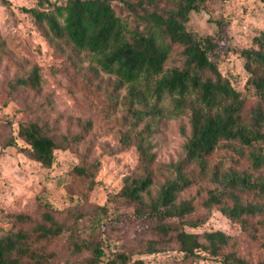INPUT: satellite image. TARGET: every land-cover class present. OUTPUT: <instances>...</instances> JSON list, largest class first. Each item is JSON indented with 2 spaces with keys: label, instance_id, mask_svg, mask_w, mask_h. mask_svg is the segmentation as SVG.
I'll list each match as a JSON object with an SVG mask.
<instances>
[{
  "label": "trees",
  "instance_id": "trees-1",
  "mask_svg": "<svg viewBox=\"0 0 264 264\" xmlns=\"http://www.w3.org/2000/svg\"><path fill=\"white\" fill-rule=\"evenodd\" d=\"M264 2V0H262ZM206 0H137L129 5L130 18L116 12L112 0H37L36 5L22 7L40 27L54 48L85 52L97 70L114 76V88L125 89L122 105L126 110L119 142L133 145L137 153L136 172L124 176L116 196L132 206V214L152 233L171 237L185 257L200 252L219 255L231 243L232 236L222 230L201 233L186 229L196 227L187 216L195 203L192 197L179 194L208 178L213 184L206 189L202 204L216 206L230 220L255 237L264 225V31L241 50L243 67L258 102L243 114L241 91L225 77L209 58L216 44L208 35L201 36L186 26L192 11L204 9ZM8 4V0H0ZM180 48L178 65L167 67L173 46ZM38 67L33 65L24 86L41 82ZM187 113L189 131L183 143L184 156L176 162L157 163L150 140L148 120L164 111ZM18 134L28 145V154L44 167L54 161V150L78 141L80 134L56 140L45 133L37 121L21 122ZM222 148L243 158L252 170H237L225 165V157L211 162ZM96 163V162H94ZM75 165L74 174L88 179L94 187V170ZM251 195V198L248 197ZM18 222L31 224L25 229L8 230L0 235V264H46L55 253L48 245L64 230V224L44 211L34 221L29 215L14 214ZM146 253L158 248L148 241ZM90 251L87 264H101L99 246L72 241V251ZM221 264H245L234 252H227ZM105 264H145L141 258L130 260L114 252ZM257 264H264V259Z\"/></svg>",
  "mask_w": 264,
  "mask_h": 264
},
{
  "label": "rangeland",
  "instance_id": "rangeland-1",
  "mask_svg": "<svg viewBox=\"0 0 264 264\" xmlns=\"http://www.w3.org/2000/svg\"><path fill=\"white\" fill-rule=\"evenodd\" d=\"M8 1L0 3V235L32 226L18 222L14 214H27L37 221L48 211L64 224V230L48 245L55 256L46 264H87L90 251L74 253V239L99 246L103 251L98 259L101 264L114 252L130 260L141 258L145 264H221L227 252H234L245 264L264 259V225L257 227L252 237L215 205L206 208L202 204L206 189L213 186L208 178L179 196L193 198L196 209L187 219L201 222L196 227L185 225L187 230H222L232 236L219 255L200 252L197 257H185L171 237L152 233L130 216L132 206L116 196L124 176L135 173L137 165L134 146L122 147L119 142L126 114L122 105L125 89L115 90L114 76L97 70L85 52H71L67 47L60 51L50 45L30 14L21 10L36 5L37 0ZM136 1L112 0V4L118 14L130 18L128 6ZM186 26L215 42L209 58L241 91L243 114L247 115L258 97L245 85L247 73L241 50L251 46L253 37L264 31V2L206 0L204 9L190 13ZM180 60V48L174 45L165 66L178 65ZM33 65L38 67L40 84H19L18 79L25 77ZM160 106L164 111L148 120L155 160L176 162L184 156L183 143L189 131L187 113H167V99ZM28 121H37L57 141L79 134L81 138L55 149L53 163L44 167L29 156L28 145L18 134L19 123ZM220 157H225L226 166L253 175L260 173L230 149L219 150L211 162ZM93 164L95 185L89 188L88 179L77 176L72 169ZM148 241L157 251H143Z\"/></svg>",
  "mask_w": 264,
  "mask_h": 264
}]
</instances>
